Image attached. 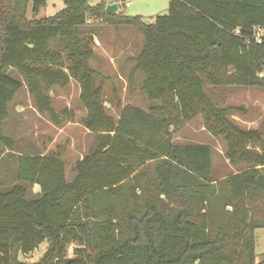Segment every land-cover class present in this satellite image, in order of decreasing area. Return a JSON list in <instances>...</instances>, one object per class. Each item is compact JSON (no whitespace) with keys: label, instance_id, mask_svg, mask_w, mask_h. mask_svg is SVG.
I'll use <instances>...</instances> for the list:
<instances>
[{"label":"trees","instance_id":"16d2710c","mask_svg":"<svg viewBox=\"0 0 264 264\" xmlns=\"http://www.w3.org/2000/svg\"><path fill=\"white\" fill-rule=\"evenodd\" d=\"M62 1L54 15L29 19L28 5L36 14L45 0H0V154L15 149L3 124L22 82L10 70L55 125L74 113L56 111L50 89L77 81L93 141L71 180L58 153L18 156V182L0 190V264H258L264 127L238 125L230 114L244 107L219 106L205 85L264 88V40L254 38L264 29V0H170L153 23L107 14L105 1ZM88 17L143 35L129 77L143 73L141 89L156 102L148 110L108 114L90 65L92 36L79 35ZM197 116L224 140L234 172L214 179L211 145L173 141ZM33 184L39 192L29 197ZM44 241L38 261L21 258Z\"/></svg>","mask_w":264,"mask_h":264},{"label":"rangeland","instance_id":"374dc122","mask_svg":"<svg viewBox=\"0 0 264 264\" xmlns=\"http://www.w3.org/2000/svg\"><path fill=\"white\" fill-rule=\"evenodd\" d=\"M102 1L88 0L90 5ZM117 4L118 12L130 16H141L146 23H153L156 16L168 13L170 0H112ZM129 2L128 6L125 3ZM64 7L62 0H45L38 13L31 12L28 5L27 17L40 19L52 16ZM80 36H92L91 47L94 54L90 65L100 77L97 84L102 87V102L108 114L115 119L119 117L125 105H132L148 110L156 103L147 99L141 87L144 79L142 72L130 73L135 65V57L139 52L143 35L133 26L115 28L102 20L88 17L87 24L80 29ZM53 47L64 51L57 43ZM10 74L22 82L21 89L16 93L9 105V116L3 124L4 134L15 140L14 151L3 149L0 154V190H4L16 182L15 173L17 159L21 154L58 153L65 164L67 180H71L73 167L91 147L93 134L81 123L86 111L79 101L80 87L77 81L70 79L64 87L54 86L49 95L51 104L56 111L70 109L74 113L73 120H65L55 125L47 114L37 111L33 97L29 94L24 78L15 70ZM207 89L213 92V98L219 106L244 107V112H233L230 118L243 128L264 127V88L227 86ZM173 141L178 144L205 143L212 147V176L214 179L234 172L235 168L228 164L225 158L226 144L221 137H214L203 127L201 116L187 122L174 133ZM29 197L35 196L37 185H27ZM255 234V259L258 264H264V228H258ZM48 242L38 245L26 257V262L38 261L47 248ZM70 254V253H69Z\"/></svg>","mask_w":264,"mask_h":264},{"label":"built area","instance_id":"2783aa9c","mask_svg":"<svg viewBox=\"0 0 264 264\" xmlns=\"http://www.w3.org/2000/svg\"><path fill=\"white\" fill-rule=\"evenodd\" d=\"M128 5H129V2H126L125 6H128ZM236 33H238V30L236 31ZM254 38L257 43H261L264 40V29L261 27H257L254 33Z\"/></svg>","mask_w":264,"mask_h":264},{"label":"water","instance_id":"95a60500","mask_svg":"<svg viewBox=\"0 0 264 264\" xmlns=\"http://www.w3.org/2000/svg\"><path fill=\"white\" fill-rule=\"evenodd\" d=\"M104 10L105 13L107 14H115L117 12V4L116 3L106 4ZM70 261H71L70 257L65 259V263H69Z\"/></svg>","mask_w":264,"mask_h":264},{"label":"crops","instance_id":"0c3cea01","mask_svg":"<svg viewBox=\"0 0 264 264\" xmlns=\"http://www.w3.org/2000/svg\"><path fill=\"white\" fill-rule=\"evenodd\" d=\"M111 3H114V2L112 0H109L106 4H111ZM117 10H118V8H117ZM38 192H39V190H38Z\"/></svg>","mask_w":264,"mask_h":264}]
</instances>
